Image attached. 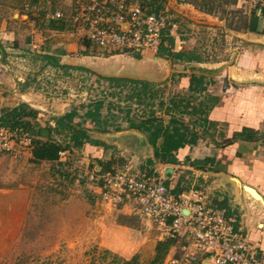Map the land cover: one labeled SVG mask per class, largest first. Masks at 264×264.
Here are the masks:
<instances>
[{
    "label": "rangeland",
    "instance_id": "374dc122",
    "mask_svg": "<svg viewBox=\"0 0 264 264\" xmlns=\"http://www.w3.org/2000/svg\"><path fill=\"white\" fill-rule=\"evenodd\" d=\"M71 1L0 0V39L4 38L1 36L9 38L0 42V113L16 103H26L27 99L26 104L39 112V125L30 127L34 132L41 131L37 138L45 140V121L55 127L52 117L75 109L77 114L71 124L81 123L90 139L98 141L89 151L85 148L87 143L81 147L74 145L72 132H54L52 139L69 147L51 165L46 160L35 161L30 150L32 161L19 169L25 170L19 181L26 187L32 186L33 193L21 218L17 240L8 241L7 247L0 250V264H121V257L107 248L114 243L126 252L135 253L141 264H147L157 242L152 224L132 213L128 205H108L100 196V188L93 187L83 171H92L95 166L101 169L102 164H108L109 170L130 168L157 176L160 170L163 174L165 164L154 158L146 135L126 127L130 118L154 117L164 125L174 119L190 129L195 128L192 132L198 137L205 136L203 139L207 138L210 143L215 134L209 136L211 133L206 130L202 117L192 113L197 97L183 87L166 84L170 81L168 78L162 84L150 83L143 87L108 82L101 78L103 73L82 64L60 63L57 43L61 37L45 25L50 12L60 10L65 16L70 14ZM137 1L169 13L173 12L172 6L192 7L195 26H186L185 18H178L179 32L191 30L198 51L196 57L210 62L226 59L229 63L233 59V50L238 46L235 42L247 31L252 19L248 4L242 0ZM26 3L38 6L32 11L24 7ZM32 38L40 45L37 50L30 47ZM46 56L58 58V65L48 63ZM175 81L179 82L180 78L173 77ZM100 103L97 117L95 106ZM98 122H105L109 129L95 130ZM204 142L199 141L200 146ZM14 160L0 152V167L4 166L10 173L17 169ZM180 170L175 169L176 185H172L175 193L190 188L193 183ZM79 173L82 176L78 177Z\"/></svg>",
    "mask_w": 264,
    "mask_h": 264
},
{
    "label": "crops",
    "instance_id": "0c3cea01",
    "mask_svg": "<svg viewBox=\"0 0 264 264\" xmlns=\"http://www.w3.org/2000/svg\"><path fill=\"white\" fill-rule=\"evenodd\" d=\"M172 9L170 13L179 27L166 34L158 52L86 47L70 30H50L61 37L57 43L59 62L82 64L103 73L102 77L138 80L146 86L162 84L168 78L170 81L166 84L183 87L197 97L192 113L202 117L204 126L207 124L206 130L211 133L209 136L215 134L214 140L210 143L207 138L203 139L205 136L198 137L193 132L196 138L178 150L174 165L164 163L163 174L160 170L156 173L172 187L176 185L175 169H181L182 174L193 182L190 186L206 194L207 204L226 208L235 215L238 226L256 246L261 259L259 264H264V32L258 31L261 28L257 20L250 22L247 31L238 36L235 42L238 46L234 48L229 63L226 59L199 60L195 55L198 51L193 32L188 29L179 32L178 18H185L186 26H195L194 9L188 5H176ZM1 37L4 38L0 42L9 39ZM173 77H179L180 81L173 83ZM189 130L196 131L195 128ZM248 130L253 137L242 139L241 134ZM201 140L205 141L204 146H200ZM97 142L87 143L86 150L90 151L89 147L94 148ZM31 158L27 153L14 160L15 173L0 167V250L19 236L21 218L33 193L32 186L26 187L19 181L25 173L19 169L24 164L29 166ZM204 158H211L213 163L205 162ZM46 162L52 164V161ZM94 168L99 169L98 166ZM155 237L159 241L157 235ZM107 248L121 257V263L135 255L117 243ZM171 251L172 246L165 254L163 264H168Z\"/></svg>",
    "mask_w": 264,
    "mask_h": 264
},
{
    "label": "built area",
    "instance_id": "2783aa9c",
    "mask_svg": "<svg viewBox=\"0 0 264 264\" xmlns=\"http://www.w3.org/2000/svg\"><path fill=\"white\" fill-rule=\"evenodd\" d=\"M246 2L264 30V0ZM35 3L24 7L35 10ZM48 20H64L70 32L85 45L99 49L158 52L166 34L178 29L167 10H151L137 0H72L70 14L49 13ZM85 40V41H84ZM30 47L40 46L30 39ZM33 147L32 135L20 127L0 124V152L23 158ZM65 151H59V158ZM82 176L80 173L78 177ZM100 196L112 207L129 206L132 213L148 220L159 240H173L168 264H259L255 244L238 226L233 213L206 203L199 188L179 193L164 179L145 170L83 171Z\"/></svg>",
    "mask_w": 264,
    "mask_h": 264
},
{
    "label": "trees",
    "instance_id": "16d2710c",
    "mask_svg": "<svg viewBox=\"0 0 264 264\" xmlns=\"http://www.w3.org/2000/svg\"><path fill=\"white\" fill-rule=\"evenodd\" d=\"M251 20V22H254L256 18L253 17ZM45 26L49 30L54 31H63L71 29V26L68 24V22L61 19L48 20ZM261 30L262 29H260V31ZM46 57L48 58V63L58 65V58H55L53 56ZM101 78L107 80L108 82H127L130 84H139L143 85V87H146V84L144 82L138 80L102 76ZM100 105L101 103L95 106V114L97 117H99L98 111ZM76 114L77 111L75 109H72L61 115L52 117L55 123V127H51L49 125V121L46 120L44 126L47 129V137L45 140L37 138V135H41V131L34 132L30 127L31 124L39 125V112L31 108L26 103H19L13 107L2 109L0 113V124L9 126L10 128L20 127L32 135V156L35 161H57L59 158V151L64 150L69 146H63L62 144L53 140L52 134L54 132H60L63 130L67 131V133L72 132L71 139L76 147H81L85 143H93L87 131L81 127V123L77 122L76 125L71 124V121ZM96 125L97 126H95V130L99 132H106L109 129L106 127L107 125L105 122H102L101 124H99L98 122V124ZM39 127L42 128L41 125ZM126 127L129 129L137 130L142 134L146 135L149 144L153 148L154 158L161 163H175L177 161L178 150L183 148L185 145L192 143V141L196 138L195 134H193V132L189 130L188 126L185 123H179L177 120L174 119H171L169 121V124L164 125L162 120L156 119L154 117L141 120H137V118H130ZM248 131L249 132L247 133L245 132L244 134H241L242 139L248 140L253 137L254 134L251 135V130ZM159 139H161V141L158 144L157 142ZM204 161L213 163V160H211V158H204ZM107 165L108 164H102L103 167L100 169L101 172L109 170ZM172 244L173 240L157 241L154 247V256L147 264H163L164 256L167 253L168 249L172 246ZM121 264H139L138 256L134 255L131 257V259L124 261Z\"/></svg>",
    "mask_w": 264,
    "mask_h": 264
}]
</instances>
